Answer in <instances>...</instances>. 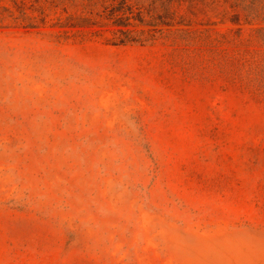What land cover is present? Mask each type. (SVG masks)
I'll return each instance as SVG.
<instances>
[{"label": "rangeland", "instance_id": "rangeland-1", "mask_svg": "<svg viewBox=\"0 0 264 264\" xmlns=\"http://www.w3.org/2000/svg\"><path fill=\"white\" fill-rule=\"evenodd\" d=\"M200 1L126 45L0 21V264H264L261 45Z\"/></svg>", "mask_w": 264, "mask_h": 264}, {"label": "trees", "instance_id": "trees-1", "mask_svg": "<svg viewBox=\"0 0 264 264\" xmlns=\"http://www.w3.org/2000/svg\"><path fill=\"white\" fill-rule=\"evenodd\" d=\"M0 5V21L10 20L16 26L35 28L47 23L51 14L56 15L52 26L63 28L62 33L73 31L82 39L92 36L105 37L106 43L126 45L143 43L155 39V34L165 32L175 24L185 26L212 24L200 22L191 6L196 0H10ZM202 1V0H201ZM200 1V2H201ZM219 0H211L215 3ZM228 2V0H225ZM186 6L184 13L181 10ZM192 13L189 14V13ZM60 13V14H59ZM63 14H67L63 17ZM226 17V16H225ZM227 19L238 25L234 31L238 37L243 35V24L251 25V33L261 48L258 66L264 70V0H229ZM143 26L150 28L145 29ZM143 27V28H139ZM167 27V28H166ZM189 38L213 37L211 28H178ZM233 31L234 29H230ZM112 34L111 37L105 33ZM216 32L220 33L216 30ZM234 33V34H235ZM149 36H145V35ZM221 34V33H220ZM263 81V80H262Z\"/></svg>", "mask_w": 264, "mask_h": 264}]
</instances>
